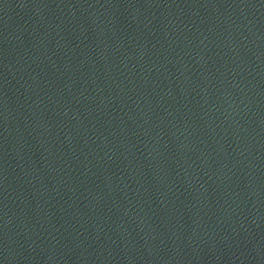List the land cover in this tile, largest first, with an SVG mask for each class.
Listing matches in <instances>:
<instances>
[{
  "label": "water",
  "instance_id": "1",
  "mask_svg": "<svg viewBox=\"0 0 264 264\" xmlns=\"http://www.w3.org/2000/svg\"><path fill=\"white\" fill-rule=\"evenodd\" d=\"M208 0H0V137Z\"/></svg>",
  "mask_w": 264,
  "mask_h": 264
}]
</instances>
